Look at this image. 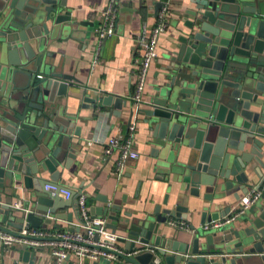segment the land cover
Here are the masks:
<instances>
[{
	"label": "water",
	"instance_id": "water-1",
	"mask_svg": "<svg viewBox=\"0 0 264 264\" xmlns=\"http://www.w3.org/2000/svg\"><path fill=\"white\" fill-rule=\"evenodd\" d=\"M68 1L0 0V220L11 228L40 227L39 212L79 219L77 190L64 199L45 188L60 185L59 167L67 159L69 168L77 156L71 137L77 112L60 100L69 97L75 78L56 71L47 60L51 53L44 52L50 40L74 35L80 27ZM190 2L180 33L163 54L149 100L137 108L132 97L102 98L118 118L128 110V127L141 118L151 132L154 171L178 186L175 207L157 205L134 216L126 199L104 198L106 206L90 213L126 233L131 255L121 254L124 264H252L253 256L264 264V191L230 223L209 230L192 224L188 242L165 228L169 217L188 221L190 207L203 201L209 205L202 206L201 225L226 217L232 207L211 211L215 201L236 182L244 193L255 177V188L264 182V0ZM161 6L155 5L156 14ZM97 100L84 94L82 108H96ZM21 195L23 205L16 208L13 199ZM72 203L73 213L57 212ZM23 259L34 264V252L26 250Z\"/></svg>",
	"mask_w": 264,
	"mask_h": 264
},
{
	"label": "crops",
	"instance_id": "crops-1",
	"mask_svg": "<svg viewBox=\"0 0 264 264\" xmlns=\"http://www.w3.org/2000/svg\"><path fill=\"white\" fill-rule=\"evenodd\" d=\"M163 0H118V23L116 33L107 38L100 39L95 29L102 26L104 21V10L109 0H69L68 10L72 11L73 18L80 23L78 31L74 35H66L60 38H53L48 43L44 52L51 55L47 57L48 62L56 71L66 75H72L75 80L70 81L68 88L69 97H62L63 104L70 103V109L77 112V118L72 127V144L76 148L77 156L70 161L69 168L65 167L67 159L59 167L61 171L58 184L82 190L87 196L89 210L93 207L102 208L106 204L104 198L109 202L127 200L125 208L139 216L143 209L152 211L157 205L161 209L175 207L177 202V185H170L166 180L157 177L158 172L154 171L155 159L152 156L151 132L143 122H134V148L139 153L136 159H129L123 175L116 174L118 153L107 156L104 152L105 143L112 136L126 135L129 133L128 110H124L121 118L113 114V106H103L102 98L109 94L124 97H132L137 86L136 71L141 58L142 48L137 37L144 26L151 29L157 19L155 5ZM193 4L190 0H173L168 15V26L158 38L159 56L155 59L149 70L147 82L142 92V99L147 102L153 92V85L159 80L157 75L160 72L159 64L163 62V54L170 47V41L178 36L180 27L183 26L186 10ZM98 53V62L93 64L95 55ZM84 94L97 97V107L82 108ZM71 95V96H70ZM142 101V102H143ZM136 107V106H135ZM141 117V116H140ZM264 172V169H263ZM50 179V173H44ZM259 179L255 177L248 184L250 191L253 190ZM52 182V181H51ZM248 193V192H247ZM247 193L241 189V184L236 182L235 187L226 192V196L215 201L210 210H221L227 206L235 209L239 206L241 198ZM168 205L164 203L166 195ZM234 194L240 195L236 200ZM203 193L201 195V198ZM7 196L3 194V202H7ZM23 195L13 202L22 201ZM201 201V200H200ZM209 203L203 201L197 209L190 207V214L187 223L197 227L201 225L202 206ZM73 203L66 205L57 212L73 213ZM37 215L44 220L39 229L54 231L68 228L69 223L57 219L55 214L39 212ZM96 216H99L96 214ZM2 218V216H1ZM49 219L50 222H46ZM75 220V219H74ZM170 220L185 221L180 218L169 217ZM166 223V231L169 234L179 233L178 241L188 242L194 234L191 230H183L169 223ZM11 230L19 228L8 227ZM120 235L117 245L126 252V233L117 231ZM30 248L25 243H15L11 247H4L0 242V264H26L24 252L30 249L34 252V264H53L51 248L44 245ZM252 264H261L258 256ZM118 263L124 264L120 258ZM75 264V263H73ZM85 264H92L86 261Z\"/></svg>",
	"mask_w": 264,
	"mask_h": 264
},
{
	"label": "built area",
	"instance_id": "built-area-1",
	"mask_svg": "<svg viewBox=\"0 0 264 264\" xmlns=\"http://www.w3.org/2000/svg\"><path fill=\"white\" fill-rule=\"evenodd\" d=\"M173 0H163L160 7L155 25L148 30L144 26L142 32L137 37L142 48L141 58L136 71L137 86L132 98L138 108L143 101L142 92L147 82V77L151 65L158 58V38L168 26V15L171 10ZM118 0H109L107 7L104 10V21L102 26H98L95 31L100 39L107 38L116 33L118 23ZM98 62V53L95 55L93 64ZM134 124L129 127V133L126 135L112 136L105 143V154L111 156L118 153L116 174L123 175L129 159H136L139 153L134 148ZM46 190L52 194L58 193L64 199H69L73 194V188H67L55 183L47 184ZM77 195L75 196L79 219H75L69 223L66 229H57L47 231L32 227L29 224H24L19 230H6L0 226V242L4 247H11L15 243L21 242L28 245L30 248L44 245L51 248L52 256H54L53 264H68V257L78 264H85L86 261L91 263L107 259L115 262L120 259L121 254L131 255L124 252L117 245L120 235L108 227V219L105 216H94L90 213L87 205L86 194L76 188ZM264 191V182L260 188H254L241 198L239 206L231 210V214L226 217L209 221L201 227L204 230L218 228L224 224L234 221L246 209L260 199ZM22 201L13 204L16 208L22 207ZM51 213V212H48ZM58 219V218H57ZM66 221V220H65ZM169 224L183 229L190 230L189 223L185 221L170 220Z\"/></svg>",
	"mask_w": 264,
	"mask_h": 264
},
{
	"label": "rangeland",
	"instance_id": "rangeland-1",
	"mask_svg": "<svg viewBox=\"0 0 264 264\" xmlns=\"http://www.w3.org/2000/svg\"><path fill=\"white\" fill-rule=\"evenodd\" d=\"M77 261V260H76ZM78 264V263H77Z\"/></svg>",
	"mask_w": 264,
	"mask_h": 264
}]
</instances>
